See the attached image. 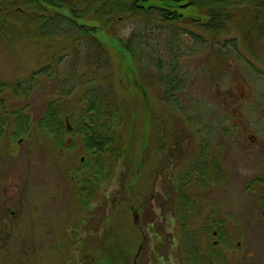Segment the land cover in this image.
Segmentation results:
<instances>
[{"label":"rangeland","instance_id":"obj_1","mask_svg":"<svg viewBox=\"0 0 264 264\" xmlns=\"http://www.w3.org/2000/svg\"><path fill=\"white\" fill-rule=\"evenodd\" d=\"M7 1L0 24V264H264V9L245 18L252 29L235 24L217 46L193 53L192 39L182 37L179 51L166 44V30L157 33L168 53L162 62L176 59L184 80L176 105L162 96L156 53L150 63L136 59L146 86L140 93L130 55L111 47L112 40L73 43L67 20L51 23L32 14L27 0ZM121 17L113 36L124 44L138 20ZM223 44L225 52L218 49ZM91 70L112 82L125 154L113 161L112 181L94 185L98 198L88 212L81 204L88 180L81 159L89 153L83 138L75 130L52 137L39 125L54 97L65 96L66 104L81 99ZM71 71L78 72L74 78ZM33 76L34 87L17 88ZM201 147L202 176L194 170ZM172 185L188 200H179ZM181 213L197 214L185 218L195 228L179 229ZM215 222L224 226L216 236L199 229ZM195 245L219 256L194 261L186 250Z\"/></svg>","mask_w":264,"mask_h":264},{"label":"trees","instance_id":"obj_2","mask_svg":"<svg viewBox=\"0 0 264 264\" xmlns=\"http://www.w3.org/2000/svg\"><path fill=\"white\" fill-rule=\"evenodd\" d=\"M27 1L29 2L27 6L30 11L34 12L32 14L46 15L43 18L44 20H50L51 23L53 19L67 20L76 32L72 36L73 43L84 39L90 40V37L110 39L112 43H109V45H116L119 50L127 52L133 63L136 62V59L142 64L146 61L150 63L149 59L152 61L153 54L156 53L159 60V81L164 88L162 96L166 102L170 98L174 99L173 102L175 101L176 105H181L177 95L184 85V80L179 79V75L177 76L179 62L166 61L168 66L162 62V60L168 58V53L164 47L160 49L156 38L157 33L166 30L164 35H169L166 44L169 47H176L178 50L182 49L185 44L182 37L192 39L195 46L190 47L188 50L193 53L204 47L217 46L216 40L223 35L231 34L232 32L229 31L235 24H242L245 28L252 29L250 24L247 26L244 23L245 18L252 11L264 9V0H72L73 5L71 7L65 4L66 0ZM8 2L10 3L7 0H0V24L9 11L10 7L6 5ZM18 12L26 13L20 8H17ZM13 13L16 14V11H13ZM119 16H122L120 19H126L127 21L138 20L134 31L124 44L120 42V39L119 41L113 36V31L115 32L113 26L116 25V18ZM185 19L195 28L190 27ZM178 25H185V28L181 29ZM250 34L248 33V36ZM152 42H155V45ZM234 42L228 41L227 44L229 43L235 49L237 46ZM227 44L220 45L218 49L224 51ZM101 46L104 45L101 43ZM221 54H218V56ZM55 62V60H52L53 64ZM43 71L42 69L37 74L41 75ZM93 71L95 70H91L89 74L84 75L87 78L83 83V86L86 85V90L81 99L71 100V104H66L61 99L65 96L58 95L54 97L48 102L45 110L46 116L40 121L39 126L52 137L53 135L62 137L67 133L63 116L69 117L68 122L71 125L72 123L75 124L73 126L75 128L74 132L83 138L85 147H89V153L85 159L88 180L85 183L86 188H82V191L88 193L90 188L93 187V194L96 197L97 189L94 185L97 186L99 180L101 182L106 181V185L112 181L114 177L113 161L123 157L125 152H122L123 146L119 132H117L120 123H116L114 119V115H119L122 111L119 105H117V108L114 106L116 102L112 100V91L108 89L112 82L103 80V78L94 83ZM74 73L78 72L74 71ZM133 76L140 93L145 94L146 86L139 80L136 70ZM52 77H57L56 69H53ZM50 78L51 76L48 77V79ZM34 80L35 77L33 76L28 81L18 85L17 88L34 87ZM105 86H107V89H104ZM0 87H5V85L0 83ZM14 87L13 85L11 88ZM73 108L77 110L74 111L76 116H73L70 111ZM30 120V118L23 120L26 124L23 123V126L28 127L27 123ZM0 127L3 128L2 125ZM2 128L0 134H2ZM14 136L17 135L14 134ZM125 147H129L127 140ZM214 255L215 253L209 250L206 261L211 260L212 262Z\"/></svg>","mask_w":264,"mask_h":264},{"label":"flooded vegetation","instance_id":"obj_3","mask_svg":"<svg viewBox=\"0 0 264 264\" xmlns=\"http://www.w3.org/2000/svg\"><path fill=\"white\" fill-rule=\"evenodd\" d=\"M154 58H155V60H154L153 63H154L155 66H153V67L156 69V71H158V62H159V60H158L157 54L154 56ZM174 61H176V59H174ZM70 66L75 67V69H76V66L75 65H70ZM134 66H135L136 71L139 72L138 71L137 64L134 63ZM94 68L97 69V70H101L102 68H105V67L103 65H101V64H95L94 65ZM71 72H73L72 77L74 78L76 76V74L74 73V71H71ZM92 77H93V82L94 83H97V82H99L101 80V79L98 80L99 79L98 74H96L95 72L92 73ZM106 80H108V79H106ZM66 119L67 120L65 121V124L68 123V127H66L65 130H67L68 132L69 131L73 132L75 130V128H73L71 126L69 127V122H68L69 117H67ZM61 148L70 149L71 147H61ZM85 148H86V150H88L89 147H85ZM176 148L173 147V149L175 151H176ZM180 153H184V151L183 152H180ZM198 155H199L198 164L197 165H194L195 166L194 167V170L198 169V171H200V174L202 176V157L203 158L206 157V155H207L206 150H202V147H201L200 153H198ZM83 158L81 159V162L82 163L85 162V160ZM208 174H209V172L207 171L206 175H208ZM104 186H106V184ZM90 190L88 191V193H86V196L83 198L82 203H81L82 206H83L82 209H84V207H85L88 212L94 211V209H93V206L94 205H92V202H94L93 187H91ZM172 192L173 193L176 192V195H177L178 199L179 200H183V203L188 200V197H186L184 195H181V188H180L179 185H177V186L172 185ZM96 196H97L96 198H98V195L97 194H96ZM78 202H79V200H78ZM84 203H86V204L84 205ZM79 205H80V202H79ZM186 211L187 212H193V210H186V209L181 210V212H186ZM13 215H15L14 212H13ZM190 215L191 216H196L197 214L196 213H194V214L181 213L179 229L182 232L183 231L186 232V231H188L190 229L195 228L193 224H190L189 223V220L188 219L191 218ZM188 216H190V217L188 218ZM185 218H188V219L186 220ZM170 220L173 221L172 219H170ZM174 225H175V223H174ZM222 228L224 229L223 224H221L220 222H215L213 224L209 223V224L204 225V226H202V223H201V227L199 229H202V230H205V231H211V229H212L214 231V235L216 236L217 235V232H220L222 230ZM172 241L174 242V240H172ZM226 241H228V240L226 239ZM216 245H217V243L215 242V246ZM142 246H143V244H141V248H142ZM169 247H172V245L169 244ZM186 251L190 252L191 255H195V257L193 258L194 261L200 262V261H203V260L206 259L207 253H208V248L207 249H205V248H202L201 249L199 246H196L195 245L192 250H186ZM213 252L215 254L217 253V251H215V250ZM219 253H220V251H219ZM197 255H199V256H197ZM216 256L218 257L219 254L217 253ZM178 262L184 264V260H181L180 259V260H178Z\"/></svg>","mask_w":264,"mask_h":264}]
</instances>
